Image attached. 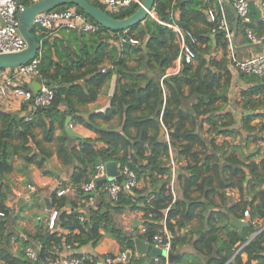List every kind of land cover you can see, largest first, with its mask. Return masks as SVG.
<instances>
[{"label":"trees","instance_id":"16d2710c","mask_svg":"<svg viewBox=\"0 0 264 264\" xmlns=\"http://www.w3.org/2000/svg\"><path fill=\"white\" fill-rule=\"evenodd\" d=\"M87 1L105 11L99 0ZM225 1L230 6L218 0H155L157 20L147 17L119 32L101 27L78 6L64 5L55 10L72 7L98 30L59 29L47 37L37 33L35 25L31 28L40 44L39 76L54 95L48 106L37 108L29 118L20 116V112L0 110V264H47L46 259L54 256L62 243L69 245L74 255H80L83 247L95 248L104 237L112 238L120 252H130L128 261L110 264H264V123L257 127L251 124L250 116H245L237 127L230 111H226L229 65L233 64L229 54L233 49L224 30L218 29L223 14L230 33L236 29L247 37L248 29L262 38L264 19L250 2V22L244 24L238 19L236 23L231 0ZM32 2L17 0L19 6ZM138 8L132 4L108 14L122 19ZM208 9L214 11L215 22L208 21ZM172 21L194 36L191 46L195 59L190 64L182 62L177 73L163 77L179 54L175 34L163 24ZM119 33L139 39V45H113L111 41ZM213 53L220 56L212 57ZM249 77L252 81L259 78ZM260 79L264 87V79ZM111 80L114 90L108 108L81 115L76 106L95 100L99 88ZM249 103L254 105L248 97L243 105ZM22 105L20 111L25 112L26 105ZM67 116L72 126L83 125L96 137L69 136L64 129ZM114 118L118 127L96 123L97 119L108 122ZM241 132L246 135L233 139ZM54 154L71 168L69 181L50 194L51 208L57 211L56 230H48L46 222L40 220L34 234L17 238L9 229L16 218L7 205L12 196L7 175L14 171L16 160L24 176L30 166L45 174L46 163ZM170 155L175 163L173 176ZM97 159L103 165L118 164L123 180L127 168L137 186L121 191L113 203L100 190L93 195L94 203L87 205L81 186L90 181ZM172 178L174 201L169 191ZM68 186L73 187L74 196H58V191ZM232 192L237 199L231 198ZM30 198L22 199V205ZM22 205L21 210L26 207ZM165 209L170 252L176 256L172 263L164 257L150 262L135 241L153 243ZM245 209L262 224L249 221L241 232L233 218L242 219ZM131 211L143 212V233L135 228L131 235L118 221L120 215ZM148 213H152L150 220ZM15 241L19 245L13 251ZM186 244L202 256L182 252ZM27 245L39 246L36 263L25 256ZM88 253L81 264H96L106 257ZM242 254L246 255L245 262Z\"/></svg>","mask_w":264,"mask_h":264},{"label":"built area","instance_id":"2783aa9c","mask_svg":"<svg viewBox=\"0 0 264 264\" xmlns=\"http://www.w3.org/2000/svg\"><path fill=\"white\" fill-rule=\"evenodd\" d=\"M104 6L105 11L116 12L121 8H126L132 4L138 6L141 5L142 0H99ZM219 2L222 0H218ZM251 0H231V5L234 8L238 19L242 23L250 22L249 7ZM21 6L18 5L17 0H4L0 2V54L1 53H13L22 51L26 47L25 40L19 34L18 31V14ZM258 8L261 18L264 19V0H259ZM206 15L208 21L215 22V13L212 9L206 10ZM148 17L156 19L154 10L148 12ZM164 25L172 29L175 34L176 41L179 44V54L176 58L177 66L172 71L175 74L179 71L181 63H193L195 59V51L193 50L191 44L195 42V38L191 32L182 30L176 23L164 22ZM34 25L37 27V33H43L47 37L54 36L59 29L67 30H80L88 33H93L98 30L96 24L91 23L89 20L85 19L80 13H78L74 8L68 7L59 10H52L49 12H43L35 16ZM218 29L224 30L225 37L231 40V33L228 30L226 20L222 14L221 19L218 22ZM247 37L250 41L257 43L262 41L263 38H258L246 29ZM115 46H121L125 44L139 45L140 40L134 38L133 36L125 33L116 34V37L111 41ZM234 66L243 74L254 75L259 78L264 79V52L255 54L245 60L238 61L232 58ZM39 64L40 56H37L29 61L27 64L17 66L14 68H8L0 70V103L10 104L14 99L20 104H25L28 112L26 116L29 118L31 113L37 108L48 106L53 98L54 91L48 88L44 80L38 83V91L34 92L31 88V82L34 78L39 77ZM101 69V72H104ZM72 129V125L69 123L68 126ZM167 136L165 128L162 129ZM170 165L172 167V176L174 175L175 163L170 158ZM124 186H121L115 179L106 180L101 186V190L105 192L109 201L116 202L119 199V194L121 191H131V189L137 186V182L134 174L127 168L123 170ZM107 174L105 167L102 163L95 166L94 174L88 183L81 186L82 191L87 196L85 201L87 205H92L94 203L93 195L91 193L97 190L96 181L106 178ZM33 188L28 186L27 191H20L17 194L18 199H27L29 191ZM169 191L172 196V201L175 200L176 192L174 186V179L172 178ZM65 190L58 191V196L64 194ZM166 212L167 209L163 211L162 219L160 220L161 227L157 230L153 237V243L151 244L155 248H159L166 252L170 251L171 247V235L166 228ZM3 216V213H0ZM152 213H148V219L150 220ZM57 219V211L55 209H50L49 214L46 218V227L50 231L56 230L55 222ZM242 220L257 224L259 220L252 219L248 209L242 212ZM145 231L144 226L141 224L138 228V233H143ZM134 235V233H133ZM38 248L39 246L27 245L24 248L25 256L36 263L38 261ZM73 250L69 245L62 243L55 249L54 256L47 258V264H81L82 261L89 255L88 252H82L80 255H74ZM145 253V252H144ZM144 256V254H142ZM126 258V252H120L118 255L109 256L106 255L103 261H97L96 264H110L112 261H124ZM158 257L153 260H157ZM166 259V258H165ZM167 261V259H166Z\"/></svg>","mask_w":264,"mask_h":264},{"label":"crops","instance_id":"0c3cea01","mask_svg":"<svg viewBox=\"0 0 264 264\" xmlns=\"http://www.w3.org/2000/svg\"><path fill=\"white\" fill-rule=\"evenodd\" d=\"M3 1L4 0H0V2ZM250 2H252V8L257 9L259 12V8H258L259 0H251ZM233 15L235 17V22H236V13L234 11H233ZM0 23H1V18H0ZM262 38H263L262 40L264 41V33L262 35ZM230 41L233 50L231 51L229 56L238 61L245 60L251 56H254L255 54L264 52V43L262 41L254 43L250 41L248 37L238 34L236 29H234L233 32H231ZM211 56L219 57L220 53L218 54L213 53ZM176 66H177V60L174 61L172 67L166 70L165 75L163 77L172 74V71L176 68ZM229 72H230V86L228 91V105L226 106V111L227 110L230 111L237 127H239L240 123H242V119L245 116H250L251 124L257 125V127H259L261 124L264 123V87H262L263 85V82L261 81L262 79L258 80L259 79L258 78L257 80L252 81L251 77H249L252 75H248V74L244 75L234 66V64L229 65ZM32 83H36V84L39 83L37 82V77L34 78L31 84ZM113 90H114V80H111L106 85L99 88V92L95 100L88 102L86 104L77 105L76 106L77 111L84 116H87L89 113L92 112L104 111L109 106V99L113 93ZM251 92H253V94H250ZM241 93H248L249 96L244 97ZM248 97L253 100V104H254L253 106L250 105L252 103H249L246 106L243 105ZM22 107L23 105L20 104L15 99L11 101L9 105L5 103H0V110L10 113L20 112V116H25L28 112V109L24 110L25 112H22L20 111ZM61 109L64 110V107H61ZM66 119H69L70 120L69 122L71 124V117L67 116ZM96 123L102 127H110V126L118 127V120L116 118L108 122H104L101 119H97ZM64 129H66V120L64 122ZM71 130L72 132H74L76 135L79 136L78 138L71 136L75 139H80V138L94 139L96 137V134L92 130L80 124L73 125ZM56 134L57 135L59 134V130L56 131ZM244 135L246 134L244 132H241V135H237L233 139L237 141L241 136ZM262 136H264V131L262 132ZM164 137L167 139L166 134H164ZM228 138L230 139V137ZM75 144H77V141L74 142V145ZM100 146L102 145L97 144V147ZM170 158H172V155H170ZM14 167H15L14 171L7 175V180H9V182L12 185V196L10 197V199H8L7 205L12 209V216L16 218L10 224L9 229L10 231L14 232L17 238H23L26 235L34 234L35 231L39 229L40 220L46 222V217H43L45 210L44 199L47 198L50 202V194L60 184L65 182L67 183L69 181L71 168H68L67 166L61 164V162L59 161V159L56 157L55 154L52 155L51 159L46 163L44 170H46L47 173L45 174L42 173L40 169L34 166H30L28 175L27 176L22 175V172L20 171L21 164L19 160H16L14 162ZM28 186H31L33 188L32 190L29 191L28 194V197H31L30 199L32 200H28L29 202H27V204L22 205V199H18L17 194L20 191H27ZM64 190L66 191L65 193L70 197L74 196L75 191L73 187L68 186L64 188ZM100 190L101 188L97 187L96 193L94 192L95 193L94 195H96L97 192ZM230 196L234 200L238 198V195L234 192L230 193ZM20 205H22V208L25 206L26 207L21 210ZM120 220L122 221L123 226L129 230V233L133 235V230L135 228H139V226L142 224V221L144 220L143 212L141 211L125 212L122 215H120ZM261 224L262 221L259 219L256 225L260 226ZM191 226H194V222L191 224ZM246 227H243L242 229L239 230L242 232L243 229ZM17 244L18 243L16 241L13 243V247H12L13 251L17 249L18 247ZM181 251L189 254H196L202 256L198 252L194 251L193 247L190 244L183 245L181 247ZM80 252H90L94 256H101V255L114 256L120 253V249L118 244L112 238L104 237L95 248H91L90 246H85L80 250ZM175 256L176 255H174L173 258H175ZM241 257L242 260L245 262L246 255L242 254ZM172 261L173 259L168 262L172 263Z\"/></svg>","mask_w":264,"mask_h":264},{"label":"water","instance_id":"95a60500","mask_svg":"<svg viewBox=\"0 0 264 264\" xmlns=\"http://www.w3.org/2000/svg\"><path fill=\"white\" fill-rule=\"evenodd\" d=\"M227 3L225 0H222ZM155 0H142L139 8L130 16L122 19H116L108 14L106 11L101 8L92 5L87 0H34L31 4L27 6H21L18 14V31L19 34L23 37L26 43V47L19 52L13 53H1L0 54V70L14 68L27 64L29 61L34 59L38 51L40 50V44L32 35L31 28L34 26V18L40 13L49 12L55 10L57 7L64 5H73L78 6L81 10L91 17L98 25L103 28L109 29L113 32L125 31L131 27L137 26L142 21L148 17V12L151 11L154 7ZM228 4V3H227ZM230 6V4H228ZM238 21V16L236 15V23ZM41 81V77H37V82ZM31 87L34 92L38 91V84L32 83ZM69 119H66V132L73 137H79L68 127ZM100 160L97 159L95 164H100ZM119 165L116 163H106V178H102L96 181V185L99 188L106 180L115 179L121 186H124V180L120 176L118 171ZM95 193H91L94 195ZM45 210L43 217L48 216L51 209L50 202L47 198L44 199ZM136 223V222H135ZM233 223L238 229H242L247 226V222L241 219L233 218ZM135 228V227H134ZM137 249L148 254L150 257V262L153 261L156 257H164L168 261H171L174 255L169 251L166 252L159 248H155L152 245H148L140 240H136ZM130 258V252H126V258L124 262L128 261Z\"/></svg>","mask_w":264,"mask_h":264},{"label":"rangeland","instance_id":"374dc122","mask_svg":"<svg viewBox=\"0 0 264 264\" xmlns=\"http://www.w3.org/2000/svg\"><path fill=\"white\" fill-rule=\"evenodd\" d=\"M104 7V6H103ZM249 148H252V145H250L249 146ZM118 221H120V223L122 224V221L120 220V217H119V220ZM19 244H17V246H18Z\"/></svg>","mask_w":264,"mask_h":264}]
</instances>
